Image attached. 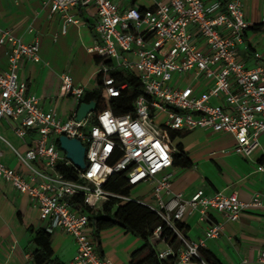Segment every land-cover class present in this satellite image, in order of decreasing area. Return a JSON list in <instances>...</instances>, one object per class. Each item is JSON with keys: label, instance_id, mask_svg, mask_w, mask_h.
<instances>
[{"label": "built area", "instance_id": "1", "mask_svg": "<svg viewBox=\"0 0 264 264\" xmlns=\"http://www.w3.org/2000/svg\"><path fill=\"white\" fill-rule=\"evenodd\" d=\"M42 5L61 20L63 34L69 25L80 26V10L95 12L97 43L87 51L94 60H102L96 63L94 76L101 78L106 98H118L127 88L108 75L119 70L133 73L143 90L133 103V114L116 116L105 109L76 121L74 111L62 120L55 110L43 109L39 98L28 93L26 83L18 78L22 59L40 62L38 40L25 43L13 30L0 27V46L7 58V69L0 72V120L14 122L20 138L28 132L36 135L34 145L25 152L12 149L22 171L0 160V180L29 198L48 234L61 231L74 240L76 254L68 264H112L100 255L85 211L87 207L102 213L112 198L135 200L164 220L182 245L177 252L168 247L157 256L160 260L176 256L175 264H194L203 243L187 240L175 223H184L196 213L205 218L212 212L235 221L243 211L264 208L258 194L242 202L235 194L208 195L200 189L186 200L170 191L176 151L171 133L203 129L230 134L234 153L251 162L260 147L264 69H247L237 59L238 46L250 27L243 0L208 4L203 0H42ZM59 79L62 96L79 104L86 88L74 84L65 72ZM195 80L206 84L205 91L198 93L190 84ZM212 98H220L223 104L212 103ZM60 136L77 139L85 148L84 169L60 150ZM0 142H6L1 134ZM253 164L254 172L264 178V158ZM57 166L75 169L78 181L67 180ZM117 173H124L132 188L152 185L153 204L105 191L103 184ZM74 199L81 203H72ZM222 230L220 223L209 225L204 238L217 239ZM154 237L159 240L160 227ZM258 264H264V243Z\"/></svg>", "mask_w": 264, "mask_h": 264}, {"label": "crops", "instance_id": "2", "mask_svg": "<svg viewBox=\"0 0 264 264\" xmlns=\"http://www.w3.org/2000/svg\"><path fill=\"white\" fill-rule=\"evenodd\" d=\"M227 2L229 0H203ZM243 14L251 26L264 24V0H243ZM80 26L69 25L62 33L61 20L49 14V8L42 0H0V27L9 28L25 43L39 42V63L22 59L18 68V78L27 85V92L39 98L43 109L55 110L62 120L77 110L78 104L69 97L62 96L60 89L61 73L69 74L74 84L84 86L91 92L97 86L94 76L96 63L87 49L97 43L94 31L95 12L80 10ZM248 28L244 32L243 43L238 46L237 59L247 69H264V29L254 31ZM32 28V32L28 29ZM193 31V26L188 27ZM259 54L260 57H256ZM89 62L90 73L86 78L78 79L71 75L74 64ZM93 67V68H92ZM7 69L5 48L0 46V72ZM190 83V82H189ZM198 93L205 91V83L195 80L190 83ZM211 102L222 105L220 98ZM17 125L7 118L0 120V134L6 142H0V160L6 166L22 171L23 168L14 156L12 149L22 153L34 145L35 133L28 132L20 138L15 132ZM179 142L183 152L193 167L185 170L175 166L171 180L172 194L180 193L189 199L197 190L212 195L221 192L224 195L235 194L242 202L250 201L258 194L264 201V178L254 172L253 162H262L264 158V135L259 136L260 147L253 154V162L240 157L233 151L234 138L227 133H215L203 129L180 133ZM172 140V139H171ZM152 185L132 188L129 197L134 194L142 197V202L153 204ZM168 198V197H167ZM223 225L217 239H205L209 225ZM186 231L183 234L189 241L202 240L201 248L213 254L221 264H258V253L264 243V208L243 211L235 221H227L220 213H210L202 217L196 213L184 221ZM45 223L38 217L27 196L18 194L6 181L0 180V264H31V253L35 249L31 242L33 234L29 231L44 229ZM89 229L93 227L89 221ZM156 252L170 247L157 238ZM102 257L112 264H129L132 255L139 250L143 241L121 227L102 231L96 241ZM53 251L52 264H68L76 254L74 240L61 231L51 235ZM172 248V247H171Z\"/></svg>", "mask_w": 264, "mask_h": 264}, {"label": "trees", "instance_id": "3", "mask_svg": "<svg viewBox=\"0 0 264 264\" xmlns=\"http://www.w3.org/2000/svg\"><path fill=\"white\" fill-rule=\"evenodd\" d=\"M250 28L254 31L263 30L264 24L254 25ZM100 62L102 60H95V63ZM108 75L114 77L119 83L127 84V88L122 91L120 97L106 98L103 93L101 78L98 77L96 88L91 92H87L79 101V104L82 102H95L94 115L105 109H110L116 116L133 114V103L137 97L143 94L139 80L133 73L125 70L111 72ZM179 135L180 133H171L170 138L174 139ZM175 149L176 151L173 153L174 165L185 170L192 169L193 164L183 152L181 144H178ZM57 169L67 180L78 181L76 170L72 167L57 166ZM102 187L105 191L122 197H128L132 189L127 184L124 173L111 175ZM75 201L81 203V199L71 200L72 203ZM114 205H116L115 210H113ZM85 211L89 215L96 241L99 240V234L102 231L113 227H121L143 241L142 247L132 255V261L129 264H175L176 256L160 260L156 250L150 243V239L154 238V231L160 227L159 240H164L175 252L180 249L182 244L164 220L146 205L135 200L121 202L116 198H112L103 205L102 213H93L87 207H85ZM175 227L182 235L186 231L184 223H175ZM29 231L33 234L31 242L35 246L31 253V264H52L51 235L44 229H30ZM198 254V258H193L194 264H221L213 254L203 248L198 249Z\"/></svg>", "mask_w": 264, "mask_h": 264}, {"label": "water", "instance_id": "4", "mask_svg": "<svg viewBox=\"0 0 264 264\" xmlns=\"http://www.w3.org/2000/svg\"><path fill=\"white\" fill-rule=\"evenodd\" d=\"M95 111V102H82L76 110V121L85 119L88 114ZM60 150H62L67 159H69L77 168H85V148L77 139H68L65 136H60L57 140Z\"/></svg>", "mask_w": 264, "mask_h": 264}, {"label": "rangeland", "instance_id": "5", "mask_svg": "<svg viewBox=\"0 0 264 264\" xmlns=\"http://www.w3.org/2000/svg\"><path fill=\"white\" fill-rule=\"evenodd\" d=\"M93 68V67H92ZM90 70H91V66L89 64V62L85 61V62H79V63H75L74 64V67H73V70L71 71V75H75V77H77L78 79L80 78H86V76H88V74L90 73ZM181 136H177L175 137L174 139H172V145L174 147H176L180 140H181ZM138 194H134V198H137V199H140V200H143V196L140 197V196H137ZM116 208V205H114L113 207V210H115ZM157 241L156 239H153L152 242H151V245L155 248L157 247H160L161 245L159 244V246H157Z\"/></svg>", "mask_w": 264, "mask_h": 264}]
</instances>
